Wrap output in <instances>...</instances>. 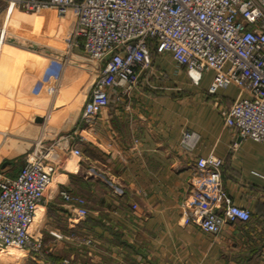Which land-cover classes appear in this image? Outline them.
I'll return each mask as SVG.
<instances>
[{
	"label": "crops",
	"instance_id": "0c3cea01",
	"mask_svg": "<svg viewBox=\"0 0 264 264\" xmlns=\"http://www.w3.org/2000/svg\"><path fill=\"white\" fill-rule=\"evenodd\" d=\"M6 19L25 23L29 35L24 46L10 35L0 46V170L17 175L35 147L49 150L55 168L30 227L41 250L18 249L0 264H264V140L224 125L236 85L208 93L213 70L195 84L184 67L155 52L149 78L144 71L130 88L112 87L109 104L86 121L83 104L99 63L85 53L82 36L55 99L34 90L51 58L66 54L63 35L74 15L17 9ZM185 129L198 134L190 151L179 145ZM76 146L78 159L71 153ZM210 153L223 161L231 202L250 211L246 221L230 220L225 203H217L223 222L216 233L186 221L202 198L191 184L199 174L194 160ZM62 190L84 202L70 203Z\"/></svg>",
	"mask_w": 264,
	"mask_h": 264
},
{
	"label": "built area",
	"instance_id": "2783aa9c",
	"mask_svg": "<svg viewBox=\"0 0 264 264\" xmlns=\"http://www.w3.org/2000/svg\"><path fill=\"white\" fill-rule=\"evenodd\" d=\"M53 8L59 16L71 12L75 23L63 35L66 54L51 58L35 91L44 89L55 99L69 52L82 36L85 53L99 63L82 109V118L88 121L109 104L112 87L128 89L144 71L149 78L153 48L157 54L169 55L177 67H184L195 84L204 72L213 70L208 93L236 85L237 97L222 112L224 125L240 137L264 140V0H2L0 15L10 9L35 12ZM8 32L0 18L1 39L8 38ZM67 140L62 138L60 144ZM197 140L195 131L185 129L179 145L190 151ZM71 153L75 159L82 157L79 146L71 148ZM31 155L13 177L0 170V251L39 252L42 248L30 227L55 167L48 161V149L35 147ZM222 162L211 153L195 158L199 174L192 177L191 184L202 198L186 217L214 233L223 222L215 210L221 201L225 218L246 221L250 217L247 208L233 204L228 197L221 180ZM60 194L70 203L84 202L68 191ZM86 212L84 207L78 208L80 215ZM62 264L70 261L64 259Z\"/></svg>",
	"mask_w": 264,
	"mask_h": 264
},
{
	"label": "rangeland",
	"instance_id": "374dc122",
	"mask_svg": "<svg viewBox=\"0 0 264 264\" xmlns=\"http://www.w3.org/2000/svg\"><path fill=\"white\" fill-rule=\"evenodd\" d=\"M20 11H22L21 9H20ZM25 12V11H24ZM5 13V11L1 14V21L3 22V26H5V28H6V30H8L9 32H8V34L10 35V36H12V33L14 32V31H16V32H18L19 34H22V35H24V36H28L29 35V29H26V24L24 23V25H22V23H20V27L18 28V27H14L13 26V24L11 23L12 21H9L8 23L6 22V19L4 18V16H3V14ZM6 18H7V16H6ZM12 25V26H11ZM1 36V35H0ZM25 39H23V40H21L20 39V45H22V46H24L25 45V42L26 41H24ZM9 42V40H8V38H6V39H1V37H0V46L1 45H3V44H5L6 45V43H8ZM45 95V94H44ZM47 97H49L48 95H47ZM7 250H10V248H8ZM12 250H17V248H12ZM16 252V251H15ZM11 253V252H10ZM14 253V252H13ZM5 262V261H4ZM3 262V263H4ZM2 263V264H3ZM9 264V263H8Z\"/></svg>",
	"mask_w": 264,
	"mask_h": 264
},
{
	"label": "bare ground",
	"instance_id": "6f19581e",
	"mask_svg": "<svg viewBox=\"0 0 264 264\" xmlns=\"http://www.w3.org/2000/svg\"><path fill=\"white\" fill-rule=\"evenodd\" d=\"M15 10H17V9H10L8 12H14ZM7 12V13H8ZM6 16H7V14H6ZM5 19H6V17H5ZM6 22L8 23L9 21L6 19ZM12 26V25H11ZM14 27H17L16 25H13ZM19 28V27H18ZM19 35V36H18ZM12 36L14 37V38H16V39H18V40H23V39H25L24 41H26V39L27 38H25V36L24 35H22V34H18V32H16V31H14L13 33H12ZM37 208H38V206H37ZM36 208V209H37ZM15 251H19L18 249L17 250H12V248H10V250H7V249H5V250H2V251H0V263L2 262V258H3V256L5 255V254H8V253H12V252H15Z\"/></svg>",
	"mask_w": 264,
	"mask_h": 264
},
{
	"label": "trees",
	"instance_id": "16d2710c",
	"mask_svg": "<svg viewBox=\"0 0 264 264\" xmlns=\"http://www.w3.org/2000/svg\"><path fill=\"white\" fill-rule=\"evenodd\" d=\"M150 52H151V58H152V55L153 53H155V50L152 48Z\"/></svg>",
	"mask_w": 264,
	"mask_h": 264
},
{
	"label": "water",
	"instance_id": "95a60500",
	"mask_svg": "<svg viewBox=\"0 0 264 264\" xmlns=\"http://www.w3.org/2000/svg\"><path fill=\"white\" fill-rule=\"evenodd\" d=\"M53 11L55 12V14H56V9L55 8H53Z\"/></svg>",
	"mask_w": 264,
	"mask_h": 264
}]
</instances>
